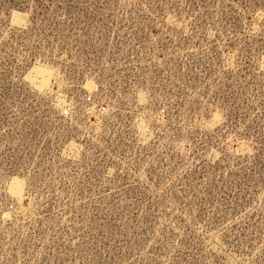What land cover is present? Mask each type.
Listing matches in <instances>:
<instances>
[{"label": "rangeland", "instance_id": "obj_1", "mask_svg": "<svg viewBox=\"0 0 264 264\" xmlns=\"http://www.w3.org/2000/svg\"><path fill=\"white\" fill-rule=\"evenodd\" d=\"M0 264H264V0H0Z\"/></svg>", "mask_w": 264, "mask_h": 264}, {"label": "built area", "instance_id": "obj_2", "mask_svg": "<svg viewBox=\"0 0 264 264\" xmlns=\"http://www.w3.org/2000/svg\"><path fill=\"white\" fill-rule=\"evenodd\" d=\"M106 110H107V108L105 107V106H102L101 107V112L102 113H105L106 112ZM63 113H64V115H69V109H65L64 111H63Z\"/></svg>", "mask_w": 264, "mask_h": 264}]
</instances>
